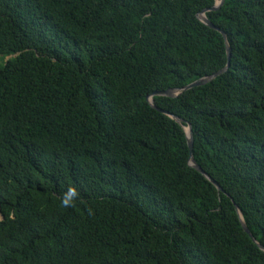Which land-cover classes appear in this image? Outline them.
Segmentation results:
<instances>
[{
	"label": "trees",
	"instance_id": "obj_1",
	"mask_svg": "<svg viewBox=\"0 0 264 264\" xmlns=\"http://www.w3.org/2000/svg\"><path fill=\"white\" fill-rule=\"evenodd\" d=\"M0 0V264H264V0Z\"/></svg>",
	"mask_w": 264,
	"mask_h": 264
},
{
	"label": "water",
	"instance_id": "obj_2",
	"mask_svg": "<svg viewBox=\"0 0 264 264\" xmlns=\"http://www.w3.org/2000/svg\"><path fill=\"white\" fill-rule=\"evenodd\" d=\"M223 3V0H215L213 5L211 7L205 8L203 10H201L200 12H198L196 14L197 18L199 20H201L203 23H205L206 25H208L209 27H212L216 30H218L223 39H224V44H225V49H226V56H227V60L226 63L223 67H221L220 69L214 71L213 73L209 74V75H204L201 76L197 79L192 80L191 82L185 84L182 87H168L165 89H161V90H155L153 92H151L148 96H146V100L149 103V105L155 109H157L158 111L168 115L169 117H171L173 120H175L178 124L181 125V127L184 130V134H185V139H186V144L188 147V164L190 166H192L193 168H195L196 170H198L199 172H201L218 190H222V188L220 187V185L210 177V175L208 173H206L195 161V159L193 158L192 155V148H193V131H192V127L190 122H188L187 120L175 115L174 113L165 110L163 108H160L158 106H156L153 96L154 95H164V96H170V97H175L177 95H179L181 92H183L186 89H189L193 86H198V85H202L205 84L209 81H211L215 76L221 74L222 72H224L227 67L229 66V58H230V47L226 38V34L225 32L220 29L218 26H215L206 16H205V12L207 10H216L220 7V5ZM240 224L243 228V230L251 237V239L258 245V247L262 250H264V246L262 244H260L258 241H256L252 235V233L250 232V230L248 229L246 223L244 222L243 218H242V214L238 208V206L234 203Z\"/></svg>",
	"mask_w": 264,
	"mask_h": 264
}]
</instances>
